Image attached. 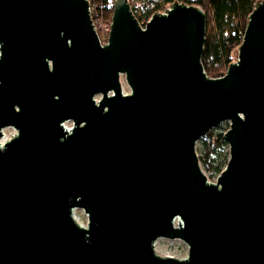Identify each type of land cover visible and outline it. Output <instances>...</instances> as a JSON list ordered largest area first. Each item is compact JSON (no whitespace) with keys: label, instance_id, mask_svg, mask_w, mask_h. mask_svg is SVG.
<instances>
[{"label":"water","instance_id":"95a60500","mask_svg":"<svg viewBox=\"0 0 264 264\" xmlns=\"http://www.w3.org/2000/svg\"><path fill=\"white\" fill-rule=\"evenodd\" d=\"M205 34L178 0L145 27L114 0L105 43L89 0H0V264H264V0L217 78ZM225 120L212 183L196 143Z\"/></svg>","mask_w":264,"mask_h":264},{"label":"trees","instance_id":"16d2710c","mask_svg":"<svg viewBox=\"0 0 264 264\" xmlns=\"http://www.w3.org/2000/svg\"><path fill=\"white\" fill-rule=\"evenodd\" d=\"M174 1L177 0H162V4H158V8ZM180 1L198 4L206 11V34L201 60L210 77L222 76L237 56V50L242 43L249 15L259 0ZM111 11L108 10L110 14ZM223 143H225L224 135L219 134L209 145L208 156L216 152ZM207 167L212 168L213 162ZM217 170L221 171L222 168L218 166Z\"/></svg>","mask_w":264,"mask_h":264},{"label":"rangeland","instance_id":"374dc122","mask_svg":"<svg viewBox=\"0 0 264 264\" xmlns=\"http://www.w3.org/2000/svg\"><path fill=\"white\" fill-rule=\"evenodd\" d=\"M189 1H194V0H189ZM169 6L170 4H166L165 8L167 7L169 8ZM237 57H238V50H237V56H235L234 61L237 60ZM122 82H123L124 92L125 93L129 92L130 89L125 83L124 77H122ZM95 98L100 99L101 95H97ZM67 124L69 126H72L73 122H68ZM229 128H230V121L229 120L222 121L219 124H217L215 127L211 128V130L207 134L203 135L196 143V152L199 158L201 169L207 176L208 180L212 183L217 182L218 176L220 175L221 171L226 167V164L230 156V146L225 141V143H223L217 148L216 152L208 156L209 145L212 143V141L215 140V138H217L219 134L224 135V133ZM3 133L4 135L1 140L4 139V141L7 142L13 137H15V135L17 134V130L13 126H9L3 129ZM212 162H213V167L209 169L207 166ZM218 166L222 168L221 171L217 170ZM74 211L75 212H73V214L76 221L83 226H87L88 216L85 213V211L80 208H77ZM177 221L178 220H175V224H177ZM155 251L160 256H174L176 258L183 259L188 256L189 246L181 239L159 238L155 243Z\"/></svg>","mask_w":264,"mask_h":264},{"label":"built area","instance_id":"2783aa9c","mask_svg":"<svg viewBox=\"0 0 264 264\" xmlns=\"http://www.w3.org/2000/svg\"><path fill=\"white\" fill-rule=\"evenodd\" d=\"M131 10L135 17L138 19L139 24L145 27L153 14L158 12H165V5H161L158 8V4H162V0H128ZM93 25L99 39L102 43L107 42L112 26V15H113V0H89ZM112 4V6H111ZM164 7V8H163ZM163 8V9H162ZM108 10H112L111 14ZM64 123V126L71 128Z\"/></svg>","mask_w":264,"mask_h":264},{"label":"bare ground","instance_id":"6f19581e","mask_svg":"<svg viewBox=\"0 0 264 264\" xmlns=\"http://www.w3.org/2000/svg\"><path fill=\"white\" fill-rule=\"evenodd\" d=\"M1 143H5V141H4V139L3 140H1ZM75 212V211H74ZM74 215V214H73ZM75 218V217H74ZM76 220V219H75Z\"/></svg>","mask_w":264,"mask_h":264},{"label":"flooded vegetation","instance_id":"af4514ba","mask_svg":"<svg viewBox=\"0 0 264 264\" xmlns=\"http://www.w3.org/2000/svg\"><path fill=\"white\" fill-rule=\"evenodd\" d=\"M66 122H73V121L70 120V121H66ZM66 122H65V123H66ZM72 126H73V125H72Z\"/></svg>","mask_w":264,"mask_h":264}]
</instances>
